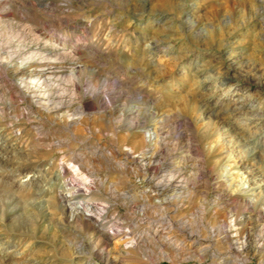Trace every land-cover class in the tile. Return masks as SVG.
Listing matches in <instances>:
<instances>
[{"label":"rangeland","instance_id":"374dc122","mask_svg":"<svg viewBox=\"0 0 264 264\" xmlns=\"http://www.w3.org/2000/svg\"><path fill=\"white\" fill-rule=\"evenodd\" d=\"M0 264H264V0H0Z\"/></svg>","mask_w":264,"mask_h":264},{"label":"bare ground","instance_id":"6f19581e","mask_svg":"<svg viewBox=\"0 0 264 264\" xmlns=\"http://www.w3.org/2000/svg\"><path fill=\"white\" fill-rule=\"evenodd\" d=\"M36 49V48H35ZM31 51V50H30ZM21 70H19L20 72H22L24 69H26V67H24V68H20ZM18 73V72H17ZM23 74V73H22ZM23 85V84H22ZM22 85H20L21 86V88H20V90L21 89H23V86ZM221 86V85H220ZM25 88V87H24ZM26 88H27V86H26ZM44 93V92H43ZM73 93H75V92H73ZM40 95V94H39ZM41 97H37V99H36V101H34L38 106H41L43 109H48V107H47V103L45 104L43 101H45V100H42V99H40ZM46 102V101H45ZM30 112H33V109H30L29 110ZM147 138H148V140H149V142H152L153 140H154V138H155V133L154 132H150L148 135H147ZM133 150L132 149H130V153L132 152ZM178 174V173H177ZM177 184V186L176 187H185L186 186V180H184V178H180L179 176L178 177H176L174 174H170V175H167V176H163L162 178H161V180L156 184V187L158 188L157 190H156V192L153 194V196H155V197H158V192L160 191V190H164L165 188H171V187H173L174 186V184ZM247 187V186H246ZM249 188V187H248ZM87 190V189H86ZM252 190V189H251ZM88 192V191H87ZM113 193H115L116 194V191L115 190H113L112 191ZM155 201L157 202V203H159L160 205H162L163 203H164V201L165 202H168V199H165V200H160V199H158V198H155ZM79 208H82V209H85L84 211L88 214V215H90V216H92V215H94V213H95V215L97 216V218H98V221L100 222V221H103L105 218H106V215L108 214V207L106 206V205H101V206H97V205H85V204H79ZM106 220V219H105ZM112 220V219H111ZM102 223V222H101ZM118 233H119V231H117ZM160 231L159 230H157L156 231V234L157 233H159ZM158 235V234H157ZM155 239V238H154ZM141 240V239H140ZM140 240L139 239H137V240H135L133 243H132V247H135V248H137V247H140L139 249H141V250H143V247L142 246H140ZM166 244H169V245H172L171 244V241H170V239H166ZM244 246H245V243H243L240 247H239V249L241 250V249H243L244 248ZM181 248V247H180ZM238 248V247H237Z\"/></svg>","mask_w":264,"mask_h":264}]
</instances>
